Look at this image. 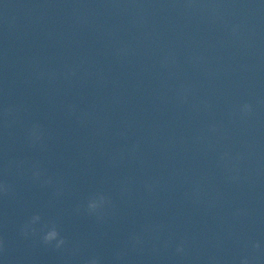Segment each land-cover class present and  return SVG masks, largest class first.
Returning <instances> with one entry per match:
<instances>
[{"label": "clouds", "instance_id": "obj_1", "mask_svg": "<svg viewBox=\"0 0 264 264\" xmlns=\"http://www.w3.org/2000/svg\"><path fill=\"white\" fill-rule=\"evenodd\" d=\"M243 110L245 112H248V111H251V105L250 104H245L243 106ZM0 191H6V188L3 186V185H0ZM105 202V198L103 196H100L98 199H93L89 202L88 204V209L90 211H96L99 207H101ZM40 217L37 215V216H34L32 218V223H35L37 221H39ZM27 226H25V235H27ZM43 242L46 244V245H51L53 241H55V247L56 248H60L62 245H64L65 243V240L64 238L60 237V234L59 232L57 231L56 227L53 226L49 231H47L44 236H43ZM262 247L261 243L260 242H256L253 244V248L257 249V250H260ZM185 251L184 249V245L183 243L177 245V248H176V252L178 254H183ZM88 264H100V261L98 258H92ZM240 264H250V260L248 257H244L240 260Z\"/></svg>", "mask_w": 264, "mask_h": 264}]
</instances>
